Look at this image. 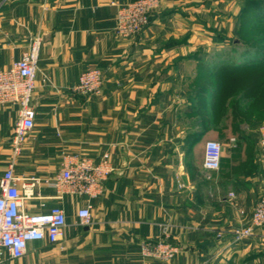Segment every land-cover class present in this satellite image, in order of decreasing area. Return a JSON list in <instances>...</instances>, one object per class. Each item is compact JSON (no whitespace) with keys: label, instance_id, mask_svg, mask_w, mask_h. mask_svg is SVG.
I'll use <instances>...</instances> for the list:
<instances>
[{"label":"crops","instance_id":"1","mask_svg":"<svg viewBox=\"0 0 264 264\" xmlns=\"http://www.w3.org/2000/svg\"><path fill=\"white\" fill-rule=\"evenodd\" d=\"M130 1L0 0L1 69L42 39L35 126L17 154L18 105H0V177L13 162L16 176L42 181L35 193L45 198L25 199L29 212L59 205L67 215L61 239L31 241L4 264H264V225L240 241L232 233L251 222L264 195V117L231 113L234 98L252 104L264 84L249 83L250 97L227 92L236 87L216 60L223 46L210 50L224 37L194 29L208 13L222 14L219 0H162L142 33L120 37L116 14ZM93 67L103 70V92H74ZM209 139L223 145L217 170L203 164ZM104 153L115 170L97 197H58L44 182L67 154L99 161ZM88 204L92 222L84 225L78 211ZM161 238L181 251L169 260L142 256V241Z\"/></svg>","mask_w":264,"mask_h":264},{"label":"built area","instance_id":"2","mask_svg":"<svg viewBox=\"0 0 264 264\" xmlns=\"http://www.w3.org/2000/svg\"><path fill=\"white\" fill-rule=\"evenodd\" d=\"M161 2L162 0H132L120 5L114 27L116 34L120 37H132L142 33L149 25L153 12L160 8ZM41 41V36H36L20 59L9 68H0V105H18V119L12 139L16 154L20 152L22 143L35 126L37 110L33 103V93ZM103 85V70L99 67L88 68L79 75L74 92L87 96L99 95L103 92ZM260 130L261 143L264 145V124ZM222 155V143L216 139L207 140L204 148V167L208 170L219 169ZM114 170L110 153H104L99 161L85 154H67L60 171L44 182L57 189L58 197L64 193H72L93 198L102 193L103 182ZM41 182V179L35 177L16 176L13 162L0 177V264L5 263L6 254L9 258L22 257L31 241L48 239L56 242L64 235L67 215L63 207L53 205L40 212H29L25 208V199L45 198L35 193V187ZM229 195L234 196V193ZM42 205L46 204L43 202ZM78 216L82 224H90L91 205L81 207ZM263 225L264 195L254 205L251 222L233 229L234 240L240 241L252 235L256 228ZM164 233L168 236L167 227ZM140 248L142 256L162 260L172 259L181 251L179 245L165 238L144 240Z\"/></svg>","mask_w":264,"mask_h":264},{"label":"rangeland","instance_id":"3","mask_svg":"<svg viewBox=\"0 0 264 264\" xmlns=\"http://www.w3.org/2000/svg\"><path fill=\"white\" fill-rule=\"evenodd\" d=\"M212 1V3L214 4L218 3V9L222 8V14H220V16L219 14L212 16L211 12L208 13V21L206 20L207 24L203 25V27L194 26V29H196L197 33H207L210 35L214 34L219 36V38L221 36L224 37V40L221 41V43H212L210 45L211 52H216L217 50H219L220 46H223L219 55L220 58L216 59L218 61V64L223 62L224 64H227L229 66L236 67L240 64L242 65L241 69L251 65L252 68H249L250 70H244L242 72L243 74H235L231 70L223 74V80L226 83L231 84L233 81L236 82L237 89L235 88L234 90H229L230 94L239 95L244 93L246 94V97H250L251 93L255 94L256 90L245 92L244 88L248 87V82L251 83L253 82V80H256L257 82L262 81L261 84H258V86L264 84V14H262L264 13L263 6L258 4L256 6L249 4L246 15H244L243 18L240 19L239 15L242 12L243 7L245 6V0H219V2L217 1L216 3V0ZM259 11H261V15L263 16H256ZM234 12H237V14L234 15ZM221 15H224V17H222ZM255 48H258L262 53L256 52ZM246 49L250 50L246 51ZM247 58L254 60V62L250 64ZM214 60L215 58L212 59V62H214ZM261 88H263V86ZM256 93L258 97L256 98V100L253 98L254 102L252 104H248V102L251 101L243 98L241 99V103L244 104L238 106L237 103H235V101L237 100L234 98V105L231 110L233 117H264V90L256 91Z\"/></svg>","mask_w":264,"mask_h":264},{"label":"trees","instance_id":"4","mask_svg":"<svg viewBox=\"0 0 264 264\" xmlns=\"http://www.w3.org/2000/svg\"><path fill=\"white\" fill-rule=\"evenodd\" d=\"M261 5V6H263V11H264V0H245V6L243 7V9H242V12L240 13V15H239V18L240 19H242L243 18V16L244 15H246V12L248 11V5ZM256 10V9H255ZM258 10V9H257ZM262 14H264V13H262ZM258 15H261V11H259L258 13H257V15L256 16H258ZM261 16H263V15H261ZM151 18H152V16L150 17V20H151ZM251 48V47H250ZM254 49V48H253ZM250 49H246V51H249ZM255 51L256 52H261V51H259V49L258 48H255ZM262 53V52H261ZM247 60H248V62L251 64V63H253L254 62V60H251L250 58H247ZM250 60V61H249ZM245 62H247V61H245ZM244 62V63H245ZM226 65V67H228V70L230 69L232 72H234L235 74L237 73V74H243L242 72L244 71V70H250L249 68H252L251 67V65L250 66H248V67H245V68H242L241 69V66L242 65H238L237 67L236 66H229V65H227V64H225ZM244 65H246V64H244ZM246 68H248V69H246ZM240 71V72H239ZM253 81H256V80H253ZM257 82V81H256ZM261 82L262 81H258L257 82V85L258 84H261ZM248 83H250V82H248ZM251 83H253V82H251ZM228 84V83H227ZM238 84V83H237ZM230 85H232V87L235 85V87L237 86L236 85V82L235 81H233ZM263 85V84H262ZM234 87V88H235ZM249 87V86H248ZM246 87L245 88V92H248V91H251L250 89H251V87ZM232 90H234V89H232ZM263 90V89H262ZM227 92H229V90H227ZM245 96H246V94H245ZM246 117V116H245ZM249 117V116H248ZM250 117H253V116H250Z\"/></svg>","mask_w":264,"mask_h":264}]
</instances>
